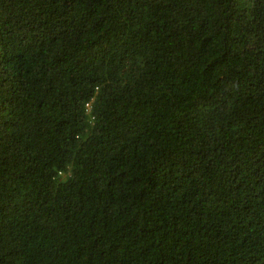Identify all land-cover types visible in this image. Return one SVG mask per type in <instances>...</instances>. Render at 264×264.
Masks as SVG:
<instances>
[{"label": "trees", "instance_id": "16d2710c", "mask_svg": "<svg viewBox=\"0 0 264 264\" xmlns=\"http://www.w3.org/2000/svg\"><path fill=\"white\" fill-rule=\"evenodd\" d=\"M0 264H264V0H0Z\"/></svg>", "mask_w": 264, "mask_h": 264}]
</instances>
